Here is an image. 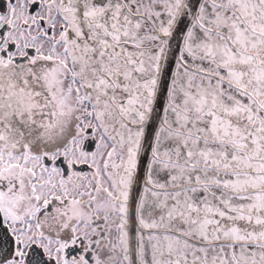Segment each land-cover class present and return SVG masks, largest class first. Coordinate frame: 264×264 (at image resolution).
<instances>
[{
  "label": "snow or ice",
  "instance_id": "1",
  "mask_svg": "<svg viewBox=\"0 0 264 264\" xmlns=\"http://www.w3.org/2000/svg\"><path fill=\"white\" fill-rule=\"evenodd\" d=\"M0 264H264V0H0Z\"/></svg>",
  "mask_w": 264,
  "mask_h": 264
}]
</instances>
